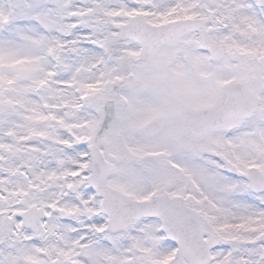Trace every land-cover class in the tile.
Masks as SVG:
<instances>
[{"label": "snow or ice", "instance_id": "6c2138e0", "mask_svg": "<svg viewBox=\"0 0 264 264\" xmlns=\"http://www.w3.org/2000/svg\"><path fill=\"white\" fill-rule=\"evenodd\" d=\"M0 264H264V0H0Z\"/></svg>", "mask_w": 264, "mask_h": 264}]
</instances>
